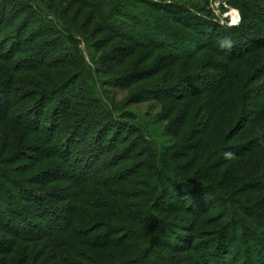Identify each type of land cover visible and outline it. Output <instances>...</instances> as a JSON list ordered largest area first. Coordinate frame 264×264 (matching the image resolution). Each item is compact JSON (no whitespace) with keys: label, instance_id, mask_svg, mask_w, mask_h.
Here are the masks:
<instances>
[{"label":"rangeland","instance_id":"374dc122","mask_svg":"<svg viewBox=\"0 0 264 264\" xmlns=\"http://www.w3.org/2000/svg\"><path fill=\"white\" fill-rule=\"evenodd\" d=\"M1 101L0 264H264V0H0Z\"/></svg>","mask_w":264,"mask_h":264},{"label":"trees","instance_id":"16d2710c","mask_svg":"<svg viewBox=\"0 0 264 264\" xmlns=\"http://www.w3.org/2000/svg\"><path fill=\"white\" fill-rule=\"evenodd\" d=\"M37 64V63H36ZM42 64V62H40L39 63V65H41ZM193 96V95H192ZM191 96V97H192ZM8 103V102H7ZM5 101H1L0 102V111L1 110H4V107L5 106H7L8 104H7ZM4 105V106H3ZM6 114V113H5ZM41 114V110L40 111H38V112H36V114H34V116H35V118H36V121H37V119H38V115H40ZM59 113L58 112H55V113H50V119L52 120V121H50L49 123L53 126V127H51L50 129V131H52L53 133H55V135L57 134V127H56V123H57V121H62V119L61 118H59ZM262 119H264V116L262 117ZM262 123H264V121L262 122ZM259 127V126H258ZM257 127V128H258ZM85 131H87V129H85ZM88 132V131H87ZM117 134V133H116ZM115 134V135H116ZM114 135V136H115ZM107 134L105 133H101L99 136H98V142H99V144H98V147H96V149H94V151H92L89 155H88V157H89V159L87 160V161H85V163H86V165H85V167H87V166H90V164H92V163H94L96 160L98 161L99 159H100V156H101V154H103V153H105V152H108L109 150H110V148H108V149H106V148H104L103 146H105L104 144H105V141L107 140ZM83 137H84V139H82V141H81V144L83 143V141H86L87 142V139L89 138V136H88V138H87V133L85 134V135H83ZM261 139H264V135L262 136V138ZM117 140V139H116ZM147 140V139H146ZM148 141V144H154V142L153 141H149V139L147 140ZM156 144V143H155ZM255 145V144H254ZM155 146V145H154ZM153 146V147H154ZM152 147V148H153ZM155 149H156V147H155ZM78 150V149H77ZM103 152V153H102ZM118 161H121V159L120 158H118V157H116V162H118ZM76 165V164H75ZM75 165H74V168H75ZM85 167H84V169H85ZM84 169H83V171L81 172V176H79L78 177V175H77V173H74V171H72V174H71V178H73L74 180H75V182H74V184H76V185H83V184H85V181H87V177H89L88 175H86L85 176V172H84ZM75 170H76V168H75ZM88 174V173H87ZM177 186H179V187H181V188H183V190H185L184 191V193L182 194L181 193V191H180V188H175V192H177L178 193V199H177V203H179L180 202V198L182 197V196H185L184 194H188V191H186V190H189V189H193L194 187L192 186V185H189L188 186V184L187 183H177ZM193 187V188H192ZM79 194V193H78ZM119 193H117V194H114L113 196H116V195H118ZM180 194V195H179ZM190 194V193H189ZM110 196H112V195H110ZM132 197H131V194L130 193H128V195H127V193L125 194V199H127L126 201H123V200H125L124 199V196L122 195V197H119V199H122L121 201H117V202H115L116 203V207H119L120 209H122V210H124V212H126V211H130V209H131V207L129 206V205H127V202L129 201V200H132L131 199ZM41 200V199H40ZM179 201V202H178ZM45 203V201H41V203ZM47 202V201H46ZM157 205V204H156ZM41 208V207H40ZM38 209V211H44V214L43 213H41V212H39V215L40 216H42V219L43 220H45V226L46 225H48V226H52L54 229H53V231L52 230H50L51 232H47V233H45L44 231H43V226H39V225H36V224H34V223H28L27 222V220H25L24 218H22V223L24 222L25 223V225H24V227H21V225H19V227L18 228H20L21 230H22V232L21 231H17V230H15L16 228H17V225L15 224V222H13V220L12 219H15V218H13V217H9V219L10 220H8L7 219V221L5 220V223L3 224L4 225V227H6L7 225L6 224H8V229L9 228H11V229H14V231H16L17 233H19V232H21V233H26V234H32V235H34V236H36L37 234H39V236H41V235H45V236H49L50 235V233H53V235H55L54 233H59V232H61V231H63V230H65V231H68L72 226H75V224L76 223H78V222H76V220L78 219H75L74 218V215L72 216H69L68 214H67V216H65V217H60L59 218V216H57V214H55V212H52V209H50V208H41V209ZM44 209V210H43ZM129 211H128V215L130 216V219L129 218H127V220H132L131 219V212L129 213ZM14 214V211H11V215H13ZM44 215V216H43ZM144 215H146L147 216V218L146 219H144L145 221V223H146V225L147 226H145L146 227V232H145V234H146V236L147 235H149L150 234V232L149 231H151V230H153V228L151 227V226H153V222H154V218L151 216V214H149L148 215V213H144ZM108 218H111V220L113 221V222H120L121 221V218L120 219H118V216H115V215H111V214H109L108 215ZM85 221H87V219L85 220ZM151 221H152V224H150L151 223ZM142 222V221H141ZM20 223V222H19ZM80 223V222H79ZM36 225V226H35ZM127 229V231H128V234L129 235H126L124 238H120V236H122V233H124V231H125V229H122V228H120V229H118L117 230V227L116 226H113V227H107V231H106V233H107V238H105L106 240H103V241H100V242H98L97 244H102L103 242L104 243H106V244H102V245H104V246H110V245H114V246H116L117 245V248H119V247H121V245H123L124 243H129V242H131L132 240H133V237H135V235L133 236L132 234H131V232H130V228H126ZM73 230V229H72ZM127 231H125V232H127ZM31 232V233H30ZM34 232V233H33ZM58 235V234H57ZM17 236V235H16ZM44 236V237H45ZM133 236V237H132ZM18 237V236H17ZM35 238H37V236L35 237ZM142 238H144V236L142 237Z\"/></svg>","mask_w":264,"mask_h":264},{"label":"clouds","instance_id":"9594fccd","mask_svg":"<svg viewBox=\"0 0 264 264\" xmlns=\"http://www.w3.org/2000/svg\"><path fill=\"white\" fill-rule=\"evenodd\" d=\"M230 155V154H229Z\"/></svg>","mask_w":264,"mask_h":264}]
</instances>
